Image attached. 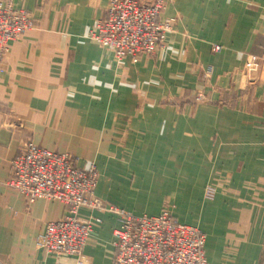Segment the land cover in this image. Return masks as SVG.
Instances as JSON below:
<instances>
[{
	"label": "crops",
	"instance_id": "obj_1",
	"mask_svg": "<svg viewBox=\"0 0 264 264\" xmlns=\"http://www.w3.org/2000/svg\"><path fill=\"white\" fill-rule=\"evenodd\" d=\"M12 1L38 24L9 43L0 73V264H78L36 246L67 207L6 184L29 140L95 164L106 206L168 204L205 233L209 264H263L264 0H172L160 19L177 17L174 30L137 63L89 37L109 0ZM78 214L93 225L83 264H114L117 215Z\"/></svg>",
	"mask_w": 264,
	"mask_h": 264
},
{
	"label": "built area",
	"instance_id": "obj_2",
	"mask_svg": "<svg viewBox=\"0 0 264 264\" xmlns=\"http://www.w3.org/2000/svg\"><path fill=\"white\" fill-rule=\"evenodd\" d=\"M172 0H109L105 17L98 20L89 37L112 51L116 61L130 57L137 63L142 56H152L165 44L177 17L161 20V13ZM38 22L30 12L12 0H0V73L9 43ZM222 49L214 45L213 51ZM251 56V60H256ZM201 97H198L200 99ZM264 131V120H263ZM95 164L80 167L67 153L26 141L11 164L7 185L25 196L28 203L39 198L67 206V214L47 223L37 237V247L49 254L78 257L82 264L92 221L79 217L82 207L109 211L118 216L114 264H209L205 251L206 235L196 226L180 223L169 205L157 215H136L123 208L106 206L94 196L98 183ZM216 191L209 186L207 199ZM101 222L100 217H93Z\"/></svg>",
	"mask_w": 264,
	"mask_h": 264
},
{
	"label": "rangeland",
	"instance_id": "obj_3",
	"mask_svg": "<svg viewBox=\"0 0 264 264\" xmlns=\"http://www.w3.org/2000/svg\"><path fill=\"white\" fill-rule=\"evenodd\" d=\"M30 141V140H29ZM38 145V144H37ZM40 146V145H39ZM42 147V146H41ZM96 166V165H95ZM97 168V167H96ZM11 173V172H10ZM98 179H99V177H98ZM7 184V183H6ZM8 186V185H7ZM9 187V186H8ZM24 196V195H23ZM25 197V196H24ZM42 198V197H41ZM40 199V198H39ZM44 199H47V198H44ZM27 200V199H26ZM38 200V199H37ZM47 200H49V199H47ZM50 201H53V200H50ZM28 202V201H27ZM56 202H58V201H56ZM61 203V202H60ZM30 204H32V203H30ZM167 205V204H166ZM66 206V205H65ZM112 206H114V205H112ZM67 207V206H66ZM117 207V206H116ZM68 210V209H67ZM170 210H171V208H170ZM171 212H172V210H171ZM118 217V216H117ZM63 218V217H62ZM54 221H56V220H54ZM46 227V226H45ZM92 230H93V227H92ZM115 232H116V229L114 230V236L116 237V234H115ZM37 241V240H36ZM88 241H89V239H88ZM114 242H115V240H114ZM87 244H88V242H87ZM87 244H86V246H87ZM36 246H37V244H36ZM37 248H39V247H37ZM42 250V249H41ZM42 251H44V250H42ZM44 252H46V251H44ZM115 252H116V250H115ZM47 253V252H46ZM47 254H49V253H47ZM50 255H56V254H50ZM57 255L59 256V255H66V254H58L57 253ZM83 255V254H82ZM68 256V255H67ZM71 257H74V256H71ZM75 258H77L78 259V257H75ZM80 260L82 261V264L84 263V261H83V256L80 258ZM263 264H264V261H263Z\"/></svg>",
	"mask_w": 264,
	"mask_h": 264
}]
</instances>
